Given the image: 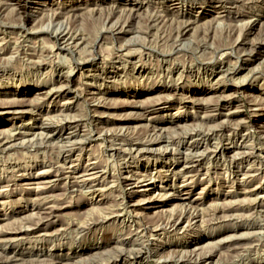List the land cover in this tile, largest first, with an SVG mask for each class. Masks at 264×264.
Masks as SVG:
<instances>
[{
    "label": "rangeland",
    "instance_id": "rangeland-1",
    "mask_svg": "<svg viewBox=\"0 0 264 264\" xmlns=\"http://www.w3.org/2000/svg\"><path fill=\"white\" fill-rule=\"evenodd\" d=\"M58 16L77 39L73 54L37 32ZM112 24L126 32L114 37ZM93 51L95 64L83 62ZM236 58V73H197L199 63L233 68ZM0 63V137L15 136L0 147V264H131L139 253L140 264L208 255L264 264V159L227 158L264 157V0H0ZM101 69L105 79L90 77ZM221 126L224 136L196 139L197 151L222 148L224 158L205 153L185 176L132 147L163 135L154 148L187 153L195 140L183 136ZM72 168L74 177L54 178ZM146 174L155 178L120 181ZM181 203L191 216L175 229Z\"/></svg>",
    "mask_w": 264,
    "mask_h": 264
},
{
    "label": "bare ground",
    "instance_id": "bare-ground-1",
    "mask_svg": "<svg viewBox=\"0 0 264 264\" xmlns=\"http://www.w3.org/2000/svg\"><path fill=\"white\" fill-rule=\"evenodd\" d=\"M17 1V0H16ZM192 1V0H191ZM20 2V1H18ZM17 2V3H18ZM16 3V2H15ZM21 3V2H20ZM18 6V5H17ZM138 6V5H137ZM21 7V6H20ZM21 9H25L24 7H22ZM22 10V11H23ZM25 11V10H24ZM133 12V11H131ZM23 13H26V12H22ZM21 15V14H20ZM28 15V14H27ZM61 16V15H60ZM71 16L73 17V15L71 14ZM133 16V15H132ZM55 17V16H54ZM53 17V20H50L47 25V23L44 24V21H43V26H48V27H44L42 28L43 26L41 25V28L37 29V32L39 34H45V35H48L50 37H52L53 39H55V42L58 43V46H57V50L59 51H69L70 53H74V52H71L73 50H75L74 48L77 46V43H75V41H77V39H75L76 37L73 35V33H71V31H68L67 28H65V26H63V21L60 22L59 18L61 17H57V18H54ZM22 18V17H21ZM27 17H24L23 18V24H21V26H19L20 28H24V20L26 21ZM72 19V18H71ZM49 20V18L47 19ZM46 20V22H47ZM58 20V21H57ZM109 24V23H108ZM51 25V26H50ZM127 25V24H126ZM242 25V24H241ZM251 24H248V26H250ZM106 26V25H105ZM238 26V25H237ZM247 26V27H248ZM18 27V26H17ZM39 27V26H38ZM246 27V26H244ZM12 28V27H11ZM21 30V29H20ZM129 30V29H128ZM112 33V35H118L122 32H126L124 31L123 27L120 28L119 26L117 27V24H112L110 29L108 30ZM25 33V32H24ZM36 33V32H35ZM230 34V33H229ZM21 36V35H20ZM25 37V36H24ZM116 37V36H114ZM135 37V36H134ZM28 38V37H26ZM133 39V38H132ZM25 40V39H24ZM79 42L82 43V38L78 39ZM5 43V42H4ZM72 44H74V48L72 47ZM85 44V43H84ZM4 45V44H3ZM82 45V44H81ZM3 47V46H2ZM198 50V49H197ZM233 50V49H232ZM224 54V53H223ZM234 54V53H233ZM56 55L58 56L59 53L57 52ZM89 56V57H88ZM87 59L85 60H82L83 62H91L93 64H95L96 62V52L93 51V53L87 55ZM229 57V56H228ZM54 61V60H53ZM73 61V60H72ZM123 61V60H122ZM240 61L239 58H236V63L234 64L233 68H229V66H225L223 63H220L218 66H212L211 63H199V67H198V74L199 72H202L203 74H208L209 77H213V76H216L218 74H228L230 72H233V73H236L238 72V70H240L244 64H243V61H241L240 63L238 62ZM46 63V62H45ZM45 63H40L38 66L39 68H41L42 70L46 67V64ZM75 63V67L72 69L70 68L69 71L65 74V75H62L60 77V79L58 80V82H60V80H66L68 81V78L69 76L74 72V69L77 68L80 64L82 63H79V62H74ZM4 64L0 63V74L3 73V72H6V68H4L5 66H3ZM50 65V63H49ZM36 66V65H35ZM38 68V69H39ZM52 68L54 69V71H57V72H60L62 73V67L60 65H54L52 66ZM132 71H135V72H142L143 71V67L135 64L133 65L132 67ZM191 70V69H190ZM189 70V71H190ZM196 70V69H195ZM40 71V69H39ZM90 71L89 69L87 70V72ZM4 75V74H3ZM109 75V73L107 71H105L104 69H101L98 71V73L96 74H93L91 75L90 77L92 78H97V79H105L106 76ZM62 84V83H61ZM60 84V85H61ZM59 85V84H58ZM62 89H64V87H60L58 91H62ZM48 90V89H47ZM51 91L53 90H50L47 95H49L51 93ZM43 95V94H42ZM92 99V98H91ZM34 101V99H33ZM37 101V100H36ZM218 101V100H217ZM19 102V101H18ZM219 102V101H218ZM99 103V101H98ZM228 104V103H227ZM220 105V104H219ZM15 108H21L19 106H16V105H12L10 106V110H11V113H22L20 112L19 110L15 109ZM42 119V118H41ZM50 120V119H49ZM45 122V121H44ZM49 122V121H48ZM62 122V121H60ZM67 122V121H66ZM76 122V121H75ZM76 123L74 122H68L66 124V126H68L67 128L68 129H73V128H76L78 127V124L75 125ZM42 125V124H41ZM73 126V128H71ZM47 127V125H46ZM45 127V128H46ZM41 128V127H39ZM219 128V127H218ZM162 129V128H161ZM227 130V127L225 126H221L219 129H217L215 131V133H213L212 135H201V134H195V135H185L183 136L184 138H182L183 140L185 138L189 139V140H195L193 141L192 143V148L193 149H188V152L186 153L185 152V149L182 150L180 148H176L174 146L173 149L169 150L168 151V147L165 148V150L161 151L160 147L159 148H154L155 145H158L160 144L162 141H164V137L163 135H156V138L154 139H151V140H147V141H144V142H141V143H134L133 144V150L134 152H136V155L138 154H141L142 152H148L150 155V157H152L153 161H156L157 158H160L162 157L163 159V162L158 166V168H160V170H164V174H171L172 176H185L187 174H189L191 171L195 170L196 168H199L201 165H202V162H204V160L207 158L206 157V154H208V151H205V153H202V152H199L197 151V148H198V142L196 139L198 138H206L207 140H215L216 138H220L222 136H224L223 134ZM161 133V132H160ZM163 134V132H162ZM205 134V133H204ZM24 135V134H23ZM56 135V133H55ZM72 135V134H71ZM2 137H0V147L1 145L4 147L7 142H8V139H14L15 136L14 134L10 133V132H6V133H2L1 134ZM9 136V137H8ZM39 136V135H38ZM47 136V135H46ZM51 136V135H50ZM91 136V135H90ZM231 136V135H230ZM240 136V135H239ZM21 137V136H20ZM35 137V136H34ZM58 137V136H57ZM71 137V136H70ZM76 137V136H74ZM79 138V137H78ZM249 138V135L247 134H244V135H241V137H239V139L241 141H246L247 139ZM43 139V138H42ZM75 139V138H74ZM89 139V138H88ZM223 139V138H222ZM18 140V139H17ZM36 140V139H35ZM38 140V139H37ZM84 140V139H83ZM87 140V139H85ZM166 140V139H165ZM220 140V139H219ZM229 140V138H228ZM234 140V139H233ZM15 141V140H13ZM39 141V140H38ZM42 141V140H41ZM47 141V140H46ZM69 141V140H68ZM20 142V141H19ZM67 142V141H65ZM75 142V141H74ZM167 142V141H166ZM36 143V142H35ZM83 143L85 142H82V144L80 143V145H83ZM27 144V143H26ZM76 144V143H75ZM179 144V143H178ZM20 145V143H19ZM18 145V146H19ZM70 145V144H69ZM16 146V145H15ZM17 146V147H18ZM20 146H24V145H20ZM31 146V145H30ZM60 146V145H59ZM65 146V145H64ZM79 146V145H78ZM27 147V146H26ZM69 147V146H68ZM80 147V146H79ZM29 148V147H28ZM60 148V147H59ZM6 150V149H4ZM8 150V149H7ZM2 151V150H1ZM60 152L64 155V154H71L73 153V148H66V147H62V149L60 150ZM224 149L222 150V148H218V147H214L212 148L211 150V154H208L210 155L212 158L216 159V158H219V157H223L224 158ZM67 157V156H66ZM148 157V156H147ZM260 157L261 159H264V157H261L257 154V152L255 151H238L233 153L232 155H229L227 158H228V162L229 164L233 165L235 164L236 162H243V161H250L251 159H255V158H258ZM133 161L132 163L133 164H136L137 163V160H136V156L133 157ZM126 159V158H125ZM179 159L181 160V162L179 163ZM140 160V159H139ZM149 160V159H148ZM207 161V160H206ZM263 162V161H262ZM155 167V166H154ZM76 169L72 168V170H70L69 172L67 173H63V174H58L56 173L54 175V178L57 179V178H60L62 177L63 175L65 176V179H70L72 177H74L76 175ZM161 174V173H160ZM79 178V177H77ZM76 178V179H77ZM155 177L152 176V175H147L144 176V177H133V176H126V177H123L122 179H120V181L124 184H126L127 186H131L133 184H136V183H140L141 181H151L153 180ZM75 179V178H74ZM81 179V178H80ZM83 179V178H82ZM78 180V179H77ZM66 181V180H64ZM54 183V182H53ZM69 183V182H68ZM78 183V182H76ZM121 184V183H120ZM179 185L181 186L182 185V182L179 183ZM183 187V186H181ZM150 190V189H149ZM147 189H145V191H149ZM155 191L158 190V187L154 189ZM178 197V196H177ZM146 202V201H145ZM218 206V205H217ZM180 208V214H179V217L176 218V220H174L173 222V225L172 227L173 228H178V226L181 224L182 220L184 222V219L185 217L187 216V214L189 213L186 211V207H184V203H181L179 206ZM189 209V208H188ZM195 209V208H194ZM190 210V209H189ZM51 213V212H50ZM193 213V212H192ZM194 214V213H193ZM101 215V214H100ZM108 215V214H107ZM190 215V214H189ZM188 215V217H189ZM191 216V215H190ZM195 217H196V214H195ZM106 219V218H105ZM190 219V218H189ZM225 219V218H224ZM186 220V219H185ZM223 221V220H222ZM79 226V225H78ZM170 227V225H169ZM184 228V227H182ZM172 229V228H171ZM180 230V229H179ZM79 231V230H78ZM65 233V232H64ZM44 236V235H43ZM41 237V236H40ZM17 238V237H16ZM21 240V239H20ZM4 242V241H3ZM5 242L9 245L8 243V239L5 240ZM12 243V241H11ZM10 243V244H11ZM157 245V244H156ZM124 253V252H123ZM131 253V252H130ZM132 255V254H131ZM3 256V255H2ZM209 256V255H208ZM187 257L186 259H180L176 262H172L173 264H211L209 262V257ZM211 256V255H210ZM120 258V260H122V258H124V255L120 253V255L118 256ZM126 258V257H125ZM142 260V256L139 254L135 255L133 258H132V261L130 262L131 264H140ZM4 261V260H3ZM172 261V260H171ZM91 262V261H90ZM129 262V261H128ZM6 263V262H5ZM56 263V262H55ZM97 263V262H96ZM129 264V263H128Z\"/></svg>",
    "mask_w": 264,
    "mask_h": 264
}]
</instances>
